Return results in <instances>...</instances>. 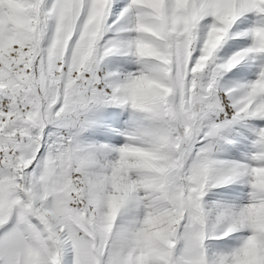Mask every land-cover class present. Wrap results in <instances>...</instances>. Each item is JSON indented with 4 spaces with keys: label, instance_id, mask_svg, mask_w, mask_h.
I'll list each match as a JSON object with an SVG mask.
<instances>
[{
    "label": "snow or ice",
    "instance_id": "6c2138e0",
    "mask_svg": "<svg viewBox=\"0 0 264 264\" xmlns=\"http://www.w3.org/2000/svg\"><path fill=\"white\" fill-rule=\"evenodd\" d=\"M0 264H264V0H0Z\"/></svg>",
    "mask_w": 264,
    "mask_h": 264
}]
</instances>
